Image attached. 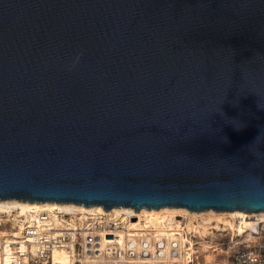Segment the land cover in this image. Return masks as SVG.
Returning a JSON list of instances; mask_svg holds the SVG:
<instances>
[{
  "label": "water",
  "instance_id": "obj_1",
  "mask_svg": "<svg viewBox=\"0 0 264 264\" xmlns=\"http://www.w3.org/2000/svg\"><path fill=\"white\" fill-rule=\"evenodd\" d=\"M0 199L264 211V0H0Z\"/></svg>",
  "mask_w": 264,
  "mask_h": 264
},
{
  "label": "built area",
  "instance_id": "obj_2",
  "mask_svg": "<svg viewBox=\"0 0 264 264\" xmlns=\"http://www.w3.org/2000/svg\"><path fill=\"white\" fill-rule=\"evenodd\" d=\"M86 216L79 215L73 226L70 214L46 209L29 217L0 213V264H264V229L258 242L245 240L232 231L226 240L218 241L222 242L223 252L217 246L210 248L219 255L217 260L195 263L197 252L191 261L183 260L184 248L190 247L185 244L190 241L183 243L181 236L189 237L196 245L201 235L186 232L182 217L167 227H150L139 234L134 230L121 238L119 232L133 217L111 219L97 213ZM16 230H20L19 236L14 234ZM214 233L212 229L209 236L217 240ZM102 234L109 239L104 244L100 242ZM58 249L68 251L65 262L55 259Z\"/></svg>",
  "mask_w": 264,
  "mask_h": 264
},
{
  "label": "bare ground",
  "instance_id": "obj_3",
  "mask_svg": "<svg viewBox=\"0 0 264 264\" xmlns=\"http://www.w3.org/2000/svg\"><path fill=\"white\" fill-rule=\"evenodd\" d=\"M46 209L53 213H64L71 215V223L74 226L75 221L79 215L87 218L89 214H103L107 218H130L124 225V229L119 232L121 238H123L126 232H137L138 234L143 232L142 230L150 227H167L168 223H174L178 218L183 219L185 226L183 227L186 232H199L202 239L207 238L210 232L227 231L232 230L236 226L235 221L239 219V227L234 230L238 232L245 240H251L258 242L262 238V229H264V211L246 212L242 210L234 211H216L214 209H208L203 211L190 210L187 207H162L160 209H148L142 208L141 210H135L133 207H114L110 210L105 209L102 205L85 206L76 203H61L56 201L47 202H31L21 199H0V213L6 216L14 215L18 216H31L35 212ZM126 215V216H125ZM125 216V217H124ZM22 229V223L19 225ZM233 231V230H232ZM6 232V231H3ZM16 236H19L20 230L14 231ZM108 236L102 234L101 243L104 244L109 239ZM183 243L190 241V247L184 248L186 254L183 255V260L191 261L192 254L198 251L195 250V245L189 237L181 236ZM210 245L211 242L205 241ZM220 248V252H223L224 247L221 242L216 243ZM209 247H212L211 245ZM55 259L60 262H65L68 258V251L66 249H58L54 252ZM182 260V259H180ZM208 263H211L209 261Z\"/></svg>",
  "mask_w": 264,
  "mask_h": 264
},
{
  "label": "rangeland",
  "instance_id": "obj_4",
  "mask_svg": "<svg viewBox=\"0 0 264 264\" xmlns=\"http://www.w3.org/2000/svg\"><path fill=\"white\" fill-rule=\"evenodd\" d=\"M239 219H237L234 223V225L236 226L234 229H232L233 231L235 229H237L239 227ZM232 230H227V231H219V235H222L221 237L222 238H218L217 236V232L216 230H214V234L213 236L217 238V240L215 238H212L211 236H207V238L205 239H202V236L201 238H197V244L195 245V250L198 251V255H199V258L198 260H195V263L198 261L200 263H203L204 261H211V263L215 260H217L219 258V255H215V253L210 249L211 247H209L210 245L211 246H217V242L220 241V240H226ZM199 233V232H198ZM214 241H213V240ZM205 241H208V242H211L210 245H207L208 243H205ZM219 247H221V242H219Z\"/></svg>",
  "mask_w": 264,
  "mask_h": 264
}]
</instances>
